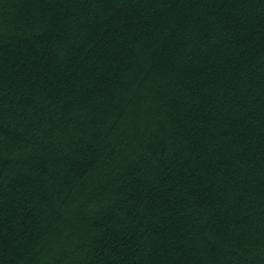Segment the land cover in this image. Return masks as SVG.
<instances>
[{"label": "trees", "instance_id": "trees-1", "mask_svg": "<svg viewBox=\"0 0 264 264\" xmlns=\"http://www.w3.org/2000/svg\"><path fill=\"white\" fill-rule=\"evenodd\" d=\"M0 264H264V0H0Z\"/></svg>", "mask_w": 264, "mask_h": 264}]
</instances>
